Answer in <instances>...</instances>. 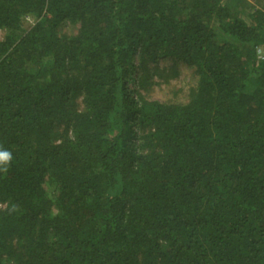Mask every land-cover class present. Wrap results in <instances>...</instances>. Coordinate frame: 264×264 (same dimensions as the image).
Returning a JSON list of instances; mask_svg holds the SVG:
<instances>
[{"label": "trees", "instance_id": "obj_1", "mask_svg": "<svg viewBox=\"0 0 264 264\" xmlns=\"http://www.w3.org/2000/svg\"><path fill=\"white\" fill-rule=\"evenodd\" d=\"M252 1L0 0V264H264Z\"/></svg>", "mask_w": 264, "mask_h": 264}, {"label": "rangeland", "instance_id": "obj_2", "mask_svg": "<svg viewBox=\"0 0 264 264\" xmlns=\"http://www.w3.org/2000/svg\"><path fill=\"white\" fill-rule=\"evenodd\" d=\"M250 5H257L256 2L249 0ZM246 13V12H245ZM248 13V11H247ZM33 24V19L27 21L26 26ZM5 36V33L0 30V40ZM262 55L264 51L261 50ZM177 66V68L175 66ZM173 67L178 71L176 76L166 79L163 77H156L154 86L150 87L147 91L143 92L146 98L149 100H156L166 103H183L187 102L190 94V89L195 85L196 78L194 71L189 69L184 64L175 63L172 60H161L159 62V68L162 70V74H171Z\"/></svg>", "mask_w": 264, "mask_h": 264}, {"label": "clouds", "instance_id": "obj_3", "mask_svg": "<svg viewBox=\"0 0 264 264\" xmlns=\"http://www.w3.org/2000/svg\"><path fill=\"white\" fill-rule=\"evenodd\" d=\"M11 159V153L8 151H0V164H6Z\"/></svg>", "mask_w": 264, "mask_h": 264}, {"label": "built area", "instance_id": "obj_4", "mask_svg": "<svg viewBox=\"0 0 264 264\" xmlns=\"http://www.w3.org/2000/svg\"><path fill=\"white\" fill-rule=\"evenodd\" d=\"M261 50H262V49H260V50L258 51V55H259L260 59H264V54L262 55Z\"/></svg>", "mask_w": 264, "mask_h": 264}]
</instances>
